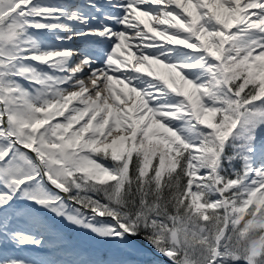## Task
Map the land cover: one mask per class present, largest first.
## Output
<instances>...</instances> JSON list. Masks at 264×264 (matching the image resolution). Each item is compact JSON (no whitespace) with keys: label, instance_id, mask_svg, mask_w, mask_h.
I'll return each instance as SVG.
<instances>
[{"label":"snow or ice","instance_id":"snow-or-ice-1","mask_svg":"<svg viewBox=\"0 0 264 264\" xmlns=\"http://www.w3.org/2000/svg\"><path fill=\"white\" fill-rule=\"evenodd\" d=\"M149 249L264 264V0H0V264Z\"/></svg>","mask_w":264,"mask_h":264},{"label":"rangeland","instance_id":"rangeland-1","mask_svg":"<svg viewBox=\"0 0 264 264\" xmlns=\"http://www.w3.org/2000/svg\"><path fill=\"white\" fill-rule=\"evenodd\" d=\"M69 237H70L71 242L73 244L77 245L78 247H82V248L98 247L97 245L91 244V242H89L85 236H83L82 234H80L78 232H69ZM27 251H30V254L33 253L35 255H38V258L44 257L43 254H41L39 251H35V250H27ZM36 252H39V253H36ZM155 257H158V259H160V261L161 260L165 261V258H163V257L159 256L158 254L152 252L151 249H149L148 253L145 254L144 256H142L141 259L146 258V261L148 260V263L146 262V264H163L164 263V262H158L159 260L156 259ZM154 259H155V263L152 261Z\"/></svg>","mask_w":264,"mask_h":264},{"label":"bare ground","instance_id":"bare-ground-1","mask_svg":"<svg viewBox=\"0 0 264 264\" xmlns=\"http://www.w3.org/2000/svg\"><path fill=\"white\" fill-rule=\"evenodd\" d=\"M78 43V42H77ZM76 46V43H70V44H68L67 45V47H75ZM41 254H43V256L45 257V253H43V252H41V251H39ZM39 252H36V253H39ZM21 255H28L29 257H34V258H38V255H35V254H30V251H25V252H23V253H21ZM43 257V258H44ZM142 260H144V261H146V258L145 259H142ZM147 263H148V260L146 261Z\"/></svg>","mask_w":264,"mask_h":264},{"label":"trees","instance_id":"trees-1","mask_svg":"<svg viewBox=\"0 0 264 264\" xmlns=\"http://www.w3.org/2000/svg\"><path fill=\"white\" fill-rule=\"evenodd\" d=\"M156 259H158V258H156ZM158 260H159V262H164L163 264H167V261H164V260L160 261V259H158Z\"/></svg>","mask_w":264,"mask_h":264}]
</instances>
